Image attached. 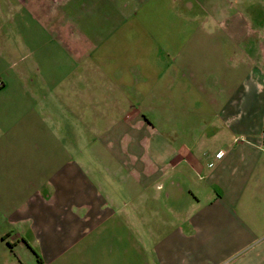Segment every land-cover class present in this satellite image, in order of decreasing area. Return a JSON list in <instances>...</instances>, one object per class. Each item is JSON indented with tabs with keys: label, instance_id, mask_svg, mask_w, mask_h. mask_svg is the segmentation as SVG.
Here are the masks:
<instances>
[{
	"label": "crops",
	"instance_id": "0c3cea01",
	"mask_svg": "<svg viewBox=\"0 0 264 264\" xmlns=\"http://www.w3.org/2000/svg\"><path fill=\"white\" fill-rule=\"evenodd\" d=\"M194 2L202 17L191 0H24L30 65L0 66V264H264V0ZM147 121L168 123V163L93 148L104 181L62 142ZM162 185L186 204L164 225Z\"/></svg>",
	"mask_w": 264,
	"mask_h": 264
},
{
	"label": "rangeland",
	"instance_id": "374dc122",
	"mask_svg": "<svg viewBox=\"0 0 264 264\" xmlns=\"http://www.w3.org/2000/svg\"><path fill=\"white\" fill-rule=\"evenodd\" d=\"M194 1L191 0V3L193 4L192 15H196L193 16L196 18L202 17L201 7L194 5ZM24 8V0H0V66L4 59L7 61V64L14 65L17 68L24 65H30L28 58L25 57L21 33L16 30L19 29V26L22 24L21 21L24 18ZM177 11H180L179 6L177 7ZM7 55L13 56L12 59L8 60L7 57H4ZM147 117L151 118V116ZM100 124L101 123H98V125ZM146 124L148 127H146L145 131L139 130L138 133L130 132L128 136H125L124 138H88L83 137L84 134L82 132V137H77L78 133H75L73 136L71 135L70 137L64 138L62 142L68 147L78 149L80 152L79 156L81 164L87 167L89 172H95V174L100 177L97 178L98 180L104 181L103 179L105 176L101 169H91V171L88 169V166L90 167L92 165L94 167L95 163L90 154V151L93 150V148H99L104 145L111 146L116 150L126 148L129 153L126 154V156L123 154L122 157L129 158L128 160L133 162L138 161L146 165L168 163L170 148L173 150L175 149V144L173 143L174 138L169 137L168 134V123L160 125L159 123L147 121ZM175 126L179 129L184 126V123L178 122ZM166 174H168V172ZM113 177L115 179L120 178L119 175H117V172H114ZM172 178L181 183V176L177 175ZM171 190H173L171 186L166 185L163 187L162 185V190L159 191L161 201L158 203L157 209L160 211V215H162V224L175 221L171 217L170 209H175L179 213H182L181 210L185 211L186 209L185 201L179 198V193H173ZM168 196L176 197L177 201H172V199L171 201L167 200L166 198Z\"/></svg>",
	"mask_w": 264,
	"mask_h": 264
},
{
	"label": "built area",
	"instance_id": "2783aa9c",
	"mask_svg": "<svg viewBox=\"0 0 264 264\" xmlns=\"http://www.w3.org/2000/svg\"><path fill=\"white\" fill-rule=\"evenodd\" d=\"M262 139H264V134H262Z\"/></svg>",
	"mask_w": 264,
	"mask_h": 264
}]
</instances>
